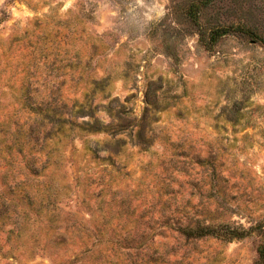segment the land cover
Returning <instances> with one entry per match:
<instances>
[{
    "label": "rangeland",
    "instance_id": "374dc122",
    "mask_svg": "<svg viewBox=\"0 0 264 264\" xmlns=\"http://www.w3.org/2000/svg\"><path fill=\"white\" fill-rule=\"evenodd\" d=\"M0 264H264V0H0Z\"/></svg>",
    "mask_w": 264,
    "mask_h": 264
},
{
    "label": "trees",
    "instance_id": "16d2710c",
    "mask_svg": "<svg viewBox=\"0 0 264 264\" xmlns=\"http://www.w3.org/2000/svg\"><path fill=\"white\" fill-rule=\"evenodd\" d=\"M224 228V227H223ZM185 232H187L190 235H194V236H206V235H210V234H222L221 232L222 229L217 228V227H212V226H199L196 228H188L184 230ZM223 234H227L223 232ZM229 234H240L236 228H233L232 230L229 231ZM242 234V233H241Z\"/></svg>",
    "mask_w": 264,
    "mask_h": 264
}]
</instances>
